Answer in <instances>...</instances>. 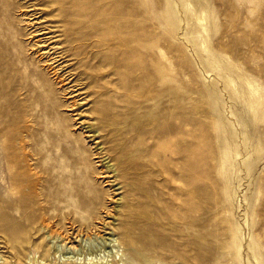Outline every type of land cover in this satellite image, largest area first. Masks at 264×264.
<instances>
[{"label":"rangeland","instance_id":"1","mask_svg":"<svg viewBox=\"0 0 264 264\" xmlns=\"http://www.w3.org/2000/svg\"><path fill=\"white\" fill-rule=\"evenodd\" d=\"M173 121L139 176L121 146L161 151ZM1 217L0 264H264V0H0Z\"/></svg>","mask_w":264,"mask_h":264},{"label":"bare ground","instance_id":"2","mask_svg":"<svg viewBox=\"0 0 264 264\" xmlns=\"http://www.w3.org/2000/svg\"><path fill=\"white\" fill-rule=\"evenodd\" d=\"M87 1L91 2L93 0H87ZM93 11L94 10L92 8H88V9L83 10V12H85V13H83V12L82 13L85 16H88L89 22L85 26L84 31L81 32L79 29L77 30V32H78L80 37L88 38L95 31L96 28L91 22V19L93 17ZM65 12H72V11L71 10H65ZM103 16H105V14H103ZM106 25H108V21H107ZM83 57L87 58V56H83ZM138 78L136 77V79H138ZM134 79L135 78H133L132 80L134 81ZM143 80H144V78H143ZM146 82H147V80H146ZM143 84H146L145 81H144ZM134 85H135V83H134ZM172 85H174L173 84V79L170 76H165L164 80H163V84H161V83L158 84L155 81L148 80L147 84L144 87H142L138 91L136 90L137 94L139 93V95H140V102H139L137 111H139L141 109V107L148 109V111H142L143 117H138L137 111L135 110L136 111L135 114H134L135 126H138V127L139 126H151L152 129L158 127L159 123L164 120V118H160V111H159V108H158L160 106L159 92H162V91L164 93L170 92V88H171ZM127 87H129V86H127ZM126 90H128V89H126ZM155 91H157L158 93L157 94L153 93ZM180 99L185 101V98L181 97ZM175 100H177V98H174V99L173 98L172 99L169 98L168 102L169 103H173ZM187 113H188L187 108H185L183 110H179V111H174V110L170 109L168 111L167 115H162L161 114V116L175 117L178 114L186 115ZM125 120H127V118ZM161 132H162L160 134L161 137L165 138L166 140H170V144L168 146H166V147H162L163 149L161 151L153 150L152 153H147L146 151L151 147L147 143L138 144L140 147L139 148L137 147L136 149H134L132 151L129 150L130 148L127 147V145H122L121 146V150H123L122 151V155L124 156V158L131 153V154L134 155L133 157H135V159H137L139 161V162L138 161L136 162V164L138 163L137 167H136V170L138 168L139 169L138 172H141V173H139V176H140V174L142 176H146L147 175L143 169L146 166H148V164H149L148 162H150V164L152 165L151 169H154L156 166H158L157 162H155V164H154V162H153L154 159L160 158V157H166L167 156V152H169V155L171 157L173 156V154H175V152H173V151H167L166 148L167 147L170 148L171 146H173L176 143L177 137L179 135H181V133H182L179 130V128H178V123L174 122V121L173 122H169L167 127L163 128V130H161ZM202 137L203 136H201V138ZM127 140L129 141L130 137H128ZM124 143L127 144V142H124ZM170 150H171V148H170ZM184 155H185L184 164H185V167L189 170V172L192 173L193 171H198V172H200L202 174V172H203V162H204V150H203V145H202V139H199L198 142H196V143H194V144H192L190 146L187 145L184 148ZM147 159H148V161L146 162ZM166 171H167V173H171L168 170H166ZM189 175H191V174H189ZM22 184H23V181L19 180V181H17V183L11 185L15 190L18 191V193H19L18 197H22V196H24L26 194L25 191L18 190V186H20ZM175 199H177V196H174V199L172 198V200H171L173 208L180 205L179 201H176ZM172 212L174 213V211H172ZM16 213L20 214V212L18 210H16ZM4 219H5L4 217L0 218L1 221H3ZM12 237L17 239V234L16 233H12ZM87 241H88V244H90V245L93 244L92 241H89V240H87ZM123 243H126V241L124 239H123ZM140 244H144L145 245V239H143L141 237L137 238L136 239V245L138 246ZM45 250H47V249H45ZM122 251L123 250H121L120 247L117 248V250L115 251V261L114 262H116V260H118V262L122 261V258H123V255H124V253L121 254ZM91 260L93 261V259H91ZM6 264H8V263H6ZM9 264H14V263H10L9 262Z\"/></svg>","mask_w":264,"mask_h":264}]
</instances>
